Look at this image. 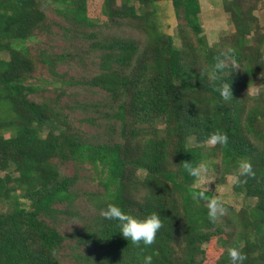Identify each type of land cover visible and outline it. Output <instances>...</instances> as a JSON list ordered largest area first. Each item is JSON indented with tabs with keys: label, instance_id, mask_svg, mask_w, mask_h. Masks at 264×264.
<instances>
[{
	"label": "trees",
	"instance_id": "trees-1",
	"mask_svg": "<svg viewBox=\"0 0 264 264\" xmlns=\"http://www.w3.org/2000/svg\"><path fill=\"white\" fill-rule=\"evenodd\" d=\"M116 1H104L103 13L110 21L141 16L134 0H119L114 7ZM136 1L143 6L171 2L198 38L197 45L186 43L190 50L180 49L157 27L144 43L125 37L104 40L99 25L88 16V0H0V54L6 55L0 56V201L14 203L12 210L0 213V264H65L59 253L68 240L75 242L71 255L75 264H143L145 254L152 256V264H201L203 245L225 233L226 226L230 231L246 226L247 233H238L230 247L245 253L244 264H264V93L250 106L241 93L264 78L261 47L247 40L252 28L239 10L227 6L236 27L228 50L234 62L214 72L225 56L205 39L200 0ZM48 4L55 5L59 22L54 26L63 31L58 30L63 39L86 41L89 53L99 52L92 60L83 59L91 64L89 73L63 79L66 89L57 99L97 92L103 97L100 103L92 97L84 102L99 110L98 117L85 121L114 122L109 129L117 130L119 138L110 134L93 141L70 133L63 110L87 109L80 101L54 108L32 99L41 90L32 81L39 63L55 77H68L69 72L61 75L56 70L77 63L71 53H33L35 32L49 19ZM236 63L241 71L233 70ZM80 65L85 63L80 60ZM224 81L231 86L232 98L227 100L217 90ZM216 130L225 132L228 141L207 148L204 143ZM190 138L198 145H189ZM213 153L220 155L223 176L233 175L239 161L251 162L255 175L240 177L234 190L256 200L240 211L225 205L228 211L215 220L207 207L212 192L180 181L184 162L197 165ZM56 160L91 165L97 172L102 191L85 193L95 207L89 219L75 209L80 175L62 174ZM193 192L203 195L193 199ZM25 202H30L29 209ZM109 202L141 218L158 213L162 225L153 243L127 241L119 233V222L100 214ZM63 215L84 223L65 235L57 227ZM225 262L226 256L219 264Z\"/></svg>",
	"mask_w": 264,
	"mask_h": 264
},
{
	"label": "rangeland",
	"instance_id": "rangeland-1",
	"mask_svg": "<svg viewBox=\"0 0 264 264\" xmlns=\"http://www.w3.org/2000/svg\"><path fill=\"white\" fill-rule=\"evenodd\" d=\"M105 0H88V16L93 19L100 31L99 37L104 40H110L112 37H125L136 40L140 43H144L149 37L148 32L153 30V27L161 30L163 33L173 37L174 44L180 49L186 51L190 50L186 43H191L193 46L197 45L196 35L189 29L186 21L183 18H179L174 7L169 1H159L153 6H143L140 5L136 0L132 3L136 7L139 18L134 20L123 19L117 23L110 21L105 17L103 13ZM232 6L231 3L236 2ZM239 1V2H238ZM121 4L119 0L113 3L114 7ZM201 14L200 22L204 29L205 39L210 47L218 54L224 55L221 60L224 61L225 66L229 63L234 62L230 55H228V50L232 46L233 37L236 33L235 24L232 22L231 14L226 12V8L235 7V9L240 11V16L246 25L252 28L250 36L247 37L249 43L253 46H260L261 51L264 55V0H200ZM54 4H48L46 7V12L49 16L48 23L44 28L37 30L35 32V39L31 42L33 47V53L38 55L40 52L44 51V54H55V53H71L76 57L77 63H72L73 67L69 68L66 64L61 65L56 71L59 74H64L69 72V76L66 74L60 77H55L52 75L47 66L43 63H39L36 67V72L32 78V81L41 86V90L32 96L35 101H45L49 103L54 108L56 105L65 106L66 104L77 105L76 101H80L83 106L88 105L87 109L78 108L77 110L64 109L63 113L68 116V121L70 127L66 128L70 133L79 134L84 138L91 139L93 141H101L107 138L117 139L119 138V132H111L109 126L114 122L108 123L106 121L97 119L96 123H88L85 121L87 117H98L97 108L86 104L84 102L85 98L90 97L98 99L96 103H100L103 97L97 96V92L94 91H80L75 93L73 96H65L62 100H58L59 92L61 89H66L65 85L61 82L64 78L69 79L71 77H81L91 70V64H88L83 59L92 60L94 55L99 54V52L91 54L90 45L88 42H77L71 43L66 39H63L62 35L58 33V30L63 33V31L54 26V21L59 19L55 15ZM234 10V8H233ZM235 11V10H234ZM149 18L147 19L146 16ZM150 20V21H148ZM194 46V47H195ZM89 49V50H88ZM88 52V53H87ZM0 56H4L0 54ZM6 57V55L4 56ZM80 60L85 63V65H80ZM202 62L205 60L202 58ZM241 66L236 63L235 69L240 70ZM243 90V89H242ZM67 93H69L67 91ZM242 98L246 100L248 106L253 105L254 98L260 96L264 93V78L260 82L259 80L253 82L252 84L245 87L242 92ZM84 95L85 97H83ZM98 97V98H97ZM95 99V100H96ZM94 100V99H91ZM95 103V104H96ZM160 128H163V124H159ZM117 128V126H116ZM61 129V128H59ZM59 132V130H55ZM9 134H6L8 136ZM189 145L196 146L198 143L190 138L188 140ZM204 145L207 148L214 147L215 145L205 142ZM56 164L64 175H74L78 173L81 179L78 181L76 186L77 192L79 193V198L75 203V209L78 213L89 219L95 213V207L92 206L91 202L86 197L85 193L102 191V187L99 185L97 179V172L92 168L91 165L80 166L74 162L63 163L56 160ZM207 167L206 176L207 179L202 184L196 182V178L184 171L180 176V181L186 185H192L196 188L203 189L205 191L212 192L213 199L222 202L224 205L230 206L235 211H240L241 209H247L252 207L256 200L254 198H246L245 195L236 193L234 190V185L237 180L233 179V175L223 176L219 171L220 165V155L213 153L212 158L207 159L203 162ZM215 163V164H214ZM4 174V173H2ZM207 185V187H205ZM20 195V191L17 192ZM26 207L30 208V202H25ZM17 205V204H16ZM14 207L13 201H0V213H7ZM63 210L64 205H59ZM50 223V221H48ZM84 221L67 218L65 215L59 217L57 220L58 229L65 235L72 233L76 228L82 226ZM231 228L226 226L225 233L220 236L213 237L209 242L203 245L204 254L201 257V264H219L226 256V262L224 264H230V258L228 257L227 249L230 247L231 243L235 241L238 233L245 235L248 231L247 227H241L239 230L230 231ZM74 241H67L63 250L60 251L59 257L65 264H75L72 258Z\"/></svg>",
	"mask_w": 264,
	"mask_h": 264
},
{
	"label": "clouds",
	"instance_id": "clouds-1",
	"mask_svg": "<svg viewBox=\"0 0 264 264\" xmlns=\"http://www.w3.org/2000/svg\"><path fill=\"white\" fill-rule=\"evenodd\" d=\"M224 67V61L220 60L214 65V72ZM217 90L223 99L227 100L230 97L232 98L231 86L227 81L222 82ZM227 141V134L221 130L210 133L207 140V142L212 145H224ZM184 167L190 176L196 178L198 184L204 183L207 179V167L203 162L197 165H193L191 161L184 162ZM253 175H255V173L251 162L248 160H241L238 162L237 169L233 173V179L239 181L240 177ZM205 187H207V185H205ZM202 195V192H193L192 198L198 199ZM207 207L208 215L213 220L223 216L228 211L225 205L216 199H210L207 202ZM100 214L106 219L117 220L119 222V233L127 241L130 240L133 244L137 245L142 244L146 246L152 244L162 225L160 215L156 212H152L141 218L130 212L123 211L118 204L110 202L106 204V207L100 209ZM227 252L230 258V264H244L247 258L245 253L236 246L229 247ZM143 264H152V256L145 254L143 256Z\"/></svg>",
	"mask_w": 264,
	"mask_h": 264
}]
</instances>
